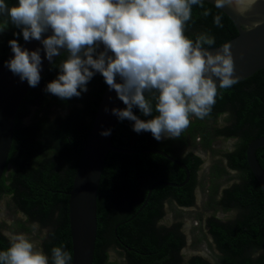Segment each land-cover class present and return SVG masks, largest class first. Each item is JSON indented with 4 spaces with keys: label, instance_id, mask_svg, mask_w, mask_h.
<instances>
[{
    "label": "trees",
    "instance_id": "trees-1",
    "mask_svg": "<svg viewBox=\"0 0 264 264\" xmlns=\"http://www.w3.org/2000/svg\"><path fill=\"white\" fill-rule=\"evenodd\" d=\"M205 9L210 10V15L202 14ZM217 15L221 17L223 27L214 24L213 18ZM3 19L6 17L0 18V22ZM19 31L10 25L0 36V63L7 59L10 50L8 41L15 38L20 43L23 39L22 34L13 35ZM201 33L213 37L215 43L212 46H217L235 36L237 30L221 9L204 1L203 8L193 6L192 19L186 29V35L193 40ZM57 72L58 69L50 64L41 74L39 85L31 87L23 98L14 121L7 159L10 167L0 178V199L7 197L6 202L12 203L25 218V222H20L21 232L30 233L35 223L48 227L41 245L49 257L54 246H63L72 253L67 192L71 188L79 154L98 102L107 86L97 73L89 82L87 92L79 98L61 100L44 91ZM51 107L69 111L64 116L50 118L48 112ZM134 111L142 119H148L138 109ZM220 116L223 122L217 124ZM86 117L90 120L86 121ZM26 118H29L28 123ZM208 120L210 123H207ZM262 134L264 68L229 89H218L216 103L209 115L203 119L194 117L179 139L157 141L150 132H134L132 122L116 119L111 134L114 146L163 150L182 161L190 176L179 188L167 184L155 185L143 206L153 182L181 183L186 178L185 168L155 152L109 150L97 191V233L92 264H213L200 255L183 261L181 249L185 245V235L180 230L182 222L177 221L171 228H163L157 226V221L163 214L161 199L168 192L180 189L176 195L178 205L189 206L194 202L192 189L197 184L196 171L203 159L193 154V149L184 155V145L189 140L199 139L203 149L212 150V141L218 137L237 138L234 149L225 151L223 156L227 165L238 170L242 177L240 183L224 189L220 201L215 203L223 210L238 209L237 216L228 222H221L213 216L208 218V231L220 252L219 264L227 261L264 264V254L260 255V259L253 260L248 253H244L264 246V223L260 224L264 221V196L246 161L247 144ZM256 156L264 170V146L256 150ZM215 167L219 168L215 175L226 172L225 164ZM3 225L0 220V249L7 248L9 244L8 236L2 232ZM115 246L121 248L122 261L110 258V250Z\"/></svg>",
    "mask_w": 264,
    "mask_h": 264
},
{
    "label": "clouds",
    "instance_id": "clouds-1",
    "mask_svg": "<svg viewBox=\"0 0 264 264\" xmlns=\"http://www.w3.org/2000/svg\"><path fill=\"white\" fill-rule=\"evenodd\" d=\"M220 2L217 0L218 6ZM203 3L0 0V18L6 17L0 22V36L12 25L20 30L14 36L22 34L25 42L39 41L44 53L42 58L41 48L30 50L18 39H10L13 56L6 66L35 88L46 58L58 72L44 91L61 100L79 98L99 73L125 105L111 109L119 121L132 122L134 132H150L157 141L179 139L192 117L209 115L218 89L238 83L229 44L211 51L215 40L210 35L201 33L195 40L186 35L193 6L203 8ZM202 14L208 16L210 10ZM213 22L223 27L219 15ZM134 109L148 119H142ZM110 134V129L101 132L103 136ZM8 239L7 248L0 249V264H71L73 260L63 246L52 247L49 257L22 232Z\"/></svg>",
    "mask_w": 264,
    "mask_h": 264
},
{
    "label": "water",
    "instance_id": "water-1",
    "mask_svg": "<svg viewBox=\"0 0 264 264\" xmlns=\"http://www.w3.org/2000/svg\"><path fill=\"white\" fill-rule=\"evenodd\" d=\"M221 9L233 22L237 34L228 41L212 46L211 51L218 50L224 44H229L235 62L236 75L241 81L257 70L264 68V0H204ZM22 47L30 50L41 48L39 41H20ZM13 56L11 48L5 62L0 63V178L9 169L7 164L11 148L13 128L16 112L31 88L26 81H21L7 68L6 62ZM57 59V58H54ZM50 62L43 59L41 74L48 68ZM218 83V82H217ZM113 107L123 108L125 105L117 98L115 91L106 88L98 102L92 124L87 133L85 143L80 151L72 185L68 194V221L71 238L73 260L71 264H92L97 233V191L101 178L103 164L109 150L125 153L155 152L176 162L186 169V178L181 183L156 181L148 190L145 205L155 185L167 184L175 187L184 185L189 179V172L184 163L160 149H126L112 144L111 134L117 117L111 114ZM108 111H105V109ZM69 109L51 107L48 112L50 118L66 115ZM86 121L90 119L85 118ZM29 118L25 119L28 123ZM110 129L108 136L101 135L102 130ZM264 146V134L252 139L246 147V161L252 174L258 181L264 196V170L260 165L256 150ZM7 197L0 199V220L4 222L2 232L6 236L21 233V223L24 216L17 212L12 203L6 202ZM25 222V221H24ZM32 231L25 233L39 248L41 240L48 232V227H41L38 223L32 225ZM23 233V232H22ZM43 249V248H42ZM44 251V250H43ZM232 264V263H228Z\"/></svg>",
    "mask_w": 264,
    "mask_h": 264
},
{
    "label": "rangeland",
    "instance_id": "rangeland-1",
    "mask_svg": "<svg viewBox=\"0 0 264 264\" xmlns=\"http://www.w3.org/2000/svg\"><path fill=\"white\" fill-rule=\"evenodd\" d=\"M223 116L224 115H222V117ZM222 117H218L217 124H222ZM193 119L194 117L191 118V120ZM207 123H210V120H208ZM198 140L199 139H196L194 141L189 140L187 142L188 144H186L184 147L186 149L188 148L195 150L196 152L200 153L203 157V164L202 169L199 173V184L197 187V204H199V207H191L188 209H184L183 211L182 209H178L171 204L168 206V212L166 214L167 218L169 219V224L165 223V221L160 220L159 222H157V226H162L163 228H171L173 225V221L177 222L185 220L186 227H182V229H184V233L186 237H188V241L186 242L184 248L181 249V252L184 254L185 257L184 259L186 260L187 258H189V256L193 254H203L209 259L211 258L213 264H219V258L214 254L215 252L213 251L214 253L210 255L209 251L204 248L208 245L206 244V239L202 230H205L204 219H206L207 215H209L207 207H212L215 202L219 200L217 198L220 191V187L231 184L233 180L235 181L241 176L239 175L240 173H229L227 170L225 173L220 172L219 175H215L216 171L219 169L216 168L215 165L220 167L224 166L225 162L223 159V154L225 151H231L234 149V146L237 143V138L224 139L222 137H218L213 144L212 150L203 149ZM191 145L193 148L191 147ZM179 153H181V150H179ZM205 204H209L212 206H207ZM237 213L238 209H233V211L231 210V212L227 214H234L235 216ZM220 216L224 218L226 214L221 213ZM110 258L113 260L117 258L118 260L122 261V257L120 256L119 251L114 248L110 250Z\"/></svg>",
    "mask_w": 264,
    "mask_h": 264
},
{
    "label": "flooded vegetation",
    "instance_id": "flooded-vegetation-1",
    "mask_svg": "<svg viewBox=\"0 0 264 264\" xmlns=\"http://www.w3.org/2000/svg\"><path fill=\"white\" fill-rule=\"evenodd\" d=\"M217 139H214L213 141H212V144H211V146L213 147V144H214V142L216 141ZM185 146V145H184ZM190 151V149H186L185 147H184V149H183V153H184V155H185V153H188ZM192 153L193 154H195V155H197V156H200L202 159H203V157L201 156V154L200 153H198V152H196L195 150H192ZM178 157V156H177ZM224 159V162H225V168H226V170L229 172V173H234V172H236V173H238L239 174V172H238V170H236V169H233V168H230L228 165H227V159L224 157L223 158ZM182 162V161H181ZM183 163V162H182ZM202 164L203 163H201L200 164V166H199V168H198V170L196 171V179H197V184L193 187V189H192V195H193V200H194V202H193V204L192 205H189V206H182V205H178L177 204V202H176V195L178 194V193H180V189H178V191H170V192H168V194L166 195V196H164L162 199H161V205H162V211H163V214H162V216H160L159 217V219H158V221L157 222H159L160 220H162V221H165V223H167V224H169V219L167 218V212H168V206L169 205H174L176 208H178V209H182L183 211H184V209H188V208H191V207H199V204H197V200H198V198H197V190H198V184H199V182H198V180H199V173H200V170L202 169ZM186 170V169H185ZM188 170V169H187ZM189 172V171H188ZM186 174H187V171H186ZM240 175V174H239ZM189 176H190V174H189ZM242 180V177L240 176L237 180H233V182L231 183V184H229V185H225V186H221L220 187V191H219V194H218V198L217 199H219V200H217L216 202H219L220 201V199H221V197H222V195H223V192H224V189H226V188H228V187H230V186H232L234 183H240V181ZM163 182H165V181H163ZM175 187V186H174ZM177 188H179V187H177ZM182 191V190H181ZM182 192H184V191H182ZM215 202V203H216ZM218 204V203H217ZM205 205H207V204H205ZM209 205V204H208ZM207 205V206H208ZM216 204H214L213 206L212 205H209V206H212V207H207V211L209 212V215H207V217H206V219H204L205 220V230L203 231L202 229V232L204 233V236H205V239H206V244L208 245V246H205L204 248L206 249V250H208L209 251V254L211 255L212 253H214L218 258H219V256H220V252H219V250L217 249V247H216V244H215V241H214V238H213V236L211 235V233H209V225H208V218H210L211 216H213V218H215V219H218V220H220L221 222H228V221H230V220H233L236 216H237V214L239 213V210H238V213L234 216V214H232V215H229V214H227V213H229V212H231V210L233 211V209H235L236 210V208H230V209H227V210H223V209H221V208H218L217 206H215ZM221 213H225L226 214V216L223 218L222 216H220L221 215ZM220 214V215H219ZM181 228H180V230L184 233V229H182V227L183 228H185L186 226V222H185V220H181ZM175 222L173 221V224H174ZM263 223H264V221L262 220L261 222H260V224L261 225H263ZM166 225V224H165ZM173 226V225H172ZM200 227H201V225H200ZM264 231V230H263ZM184 235H185V233H184ZM188 241V237H186V235H185V244H186V242ZM210 244V246H209V244ZM121 245V244H120ZM185 246V245H184ZM184 246H183V248H184ZM214 248H213V247ZM114 249H116V250H118V251H120V247L119 246H115V248ZM214 251V252H213ZM182 253V252H181ZM245 254H247V255H249L253 260H256V259H260L259 257H260V255H262V254H264V246H261V247H256V248H254V250H251V252L248 250V251H245L244 252ZM183 254V253H182ZM193 255H200V256H202V257H204V258H206L207 260H209L211 263H213V261H211L212 259L210 258H208L207 256H204L203 254H193ZM193 255H191V256H189V258H187L186 260H188V259H190ZM182 257V260L184 261L185 259V257H184V254H183V256H181ZM220 259L221 258H219V261H220ZM116 260H118L117 258H116ZM185 260V261H186ZM118 261H120V260H118ZM228 263H232V264H234L232 261H227V262H224L223 264H228Z\"/></svg>",
    "mask_w": 264,
    "mask_h": 264
}]
</instances>
